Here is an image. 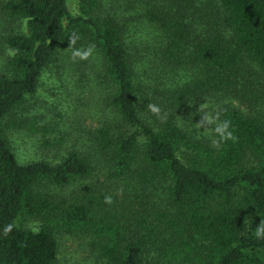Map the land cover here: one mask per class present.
Returning a JSON list of instances; mask_svg holds the SVG:
<instances>
[{"label": "trees", "instance_id": "16d2710c", "mask_svg": "<svg viewBox=\"0 0 264 264\" xmlns=\"http://www.w3.org/2000/svg\"><path fill=\"white\" fill-rule=\"evenodd\" d=\"M78 1L0 0V264H61L77 230L100 264H264V0ZM62 49L98 57L111 113L20 163L1 121Z\"/></svg>", "mask_w": 264, "mask_h": 264}, {"label": "rangeland", "instance_id": "374dc122", "mask_svg": "<svg viewBox=\"0 0 264 264\" xmlns=\"http://www.w3.org/2000/svg\"><path fill=\"white\" fill-rule=\"evenodd\" d=\"M68 7L72 15L79 13L78 0H68ZM22 29L25 31L24 23ZM68 55V49L60 50L42 71L36 92L1 121L4 135L20 163L38 160L59 163L69 151L84 150L88 132L102 126V118L111 113L106 96L112 84L100 69L98 57L90 51L86 57ZM208 112H204L203 119H209ZM67 193L64 190L63 194ZM112 193L119 197L118 201H123L120 189ZM128 193L131 208L138 207L133 192ZM112 210L108 205L102 214L106 221ZM133 221V214L125 211L120 223H109L119 226L120 233L128 234L135 224ZM40 223V219L25 213L18 221V225L34 231L40 228ZM57 241L61 264L103 263L97 249L91 248L81 231L72 234L61 231Z\"/></svg>", "mask_w": 264, "mask_h": 264}]
</instances>
